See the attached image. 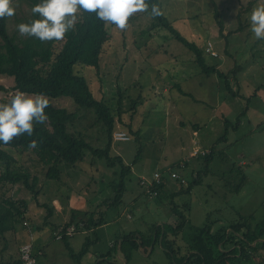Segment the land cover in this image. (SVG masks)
Returning a JSON list of instances; mask_svg holds the SVG:
<instances>
[{
    "label": "rangeland",
    "instance_id": "1",
    "mask_svg": "<svg viewBox=\"0 0 264 264\" xmlns=\"http://www.w3.org/2000/svg\"><path fill=\"white\" fill-rule=\"evenodd\" d=\"M27 1L11 0L15 13L6 17L9 33L21 36L15 26L30 16ZM160 1L164 15L182 35L199 46L211 44L218 56L204 52L206 62L218 59L222 63L218 68L229 74L231 88L250 96L247 110L241 113L246 98L227 93L215 74L206 76L200 72L193 54L180 41L166 29L152 27L153 19L146 10L132 13L125 28L109 27V52L98 70L78 65L79 74L86 77L94 96L107 101L121 120H117L118 127L130 137L111 142V155H120L123 163L131 166L124 176L121 201L96 207L100 200L113 196L109 183L119 181L117 162L107 167L104 158H93L86 152L83 160L72 166L61 164L59 181L44 177L46 168L35 153L12 149L15 165L37 176V193L21 183L2 185L1 196L24 199L27 207L24 216L0 233V260L17 258L19 247L31 242L35 264H72L68 245L79 251L87 241L85 264H94V254L105 252L112 238L133 230L149 234L156 225H174L178 217L172 211L173 204L182 207L185 202L189 204L188 222L181 234L190 235L192 226H201L207 220L216 221L217 226L239 214L264 218V128L256 129L264 122V85L255 89L264 83V39L253 38L247 19L250 9L261 0H214L225 36L218 33L211 0ZM237 64L242 67L232 73L230 70ZM12 81V77L0 75V83L7 88L0 92V102L14 93ZM177 84L202 102L183 96ZM57 104L74 108L69 98H60ZM208 105H216L217 109ZM82 113L84 116L75 123L80 130L95 123L91 111ZM238 115L240 122L233 127ZM224 118L230 125H224ZM193 123L199 125L197 135L192 132ZM101 127L92 128L87 136L94 147H103L106 142ZM194 148L200 153L191 156ZM210 149L213 156L206 161L201 151L208 153ZM154 171L165 180L157 195L147 193V187L140 183L141 178L150 181ZM171 171L185 183L171 178ZM191 182L194 184L186 191ZM71 190L86 198L87 208H95L94 218L101 217L103 223L82 226L72 236L57 239L58 227L65 225L71 214L58 223L61 214L51 201L54 197L64 198ZM127 264L170 263L160 244L153 242L145 254L134 252Z\"/></svg>",
    "mask_w": 264,
    "mask_h": 264
},
{
    "label": "trees",
    "instance_id": "2",
    "mask_svg": "<svg viewBox=\"0 0 264 264\" xmlns=\"http://www.w3.org/2000/svg\"><path fill=\"white\" fill-rule=\"evenodd\" d=\"M211 1L214 6L213 12L218 33L225 36L223 20L219 17L215 1ZM34 2L36 0L27 1L30 8ZM146 3L148 4L146 11L153 19L152 27L164 28L180 41L193 54V60L199 66L200 72L206 76L215 74L223 82L227 93L247 99L244 111L241 112L244 113L248 108L250 96L245 97L242 92L231 88L229 74L217 68L220 61L217 59L212 63L206 62L204 46H199L195 41L187 39L173 26L172 22L164 15L160 0H146ZM153 3L160 8L161 15H151L150 8ZM31 15L30 13L25 21ZM132 18L131 14L127 18L126 26ZM109 27L116 26L97 19L94 12L79 9L73 28L64 34L63 39L42 42L35 37L17 36L15 33H9L6 17H0V75L13 78L11 86L13 92L21 90L28 94L44 93L48 99V106L44 109L47 119L42 123H33L31 136L21 134L8 143H0V163L3 167L0 172V233L10 229L16 218L24 216L23 213L27 207L24 199L13 200V198L1 196L2 185L21 183L30 191L34 193L37 191L35 189L37 176L31 175L27 168L15 165L16 159L12 154V149L21 152L30 150L35 153L46 168L44 177L59 181H61L62 173L61 164L72 166L83 160L86 152H90L93 158H104L107 167L117 162L120 167L119 181H115L114 184L109 183V187L114 192L113 196L100 200L96 207L100 205L107 207L121 201L124 176L130 171L131 166L124 164L120 155L113 156L110 153L112 133L114 130L121 129L117 125V120L120 118L113 114L106 100L94 96L89 82L85 76L79 74L78 68V65H84L92 69H99L103 57L109 52ZM241 67L237 64L236 68L230 71L233 73ZM263 85L264 83L261 82L256 85L255 89ZM177 89L182 95L197 101L178 84ZM6 90L7 88L0 83V92ZM60 98H69L74 108L58 105L57 101ZM7 99L2 98L1 101ZM82 110L91 111L95 117V123L84 125L83 130H80L75 127V123L84 116ZM223 122L225 126L230 125L228 119L224 118ZM239 122L240 116L238 115L235 125L233 123L231 125L236 127ZM97 125L102 126L101 129L106 134V142L103 147H94L87 139L90 130ZM263 128L264 122L257 124L256 129ZM33 139L37 141L34 148L29 147V141ZM202 155L206 161H209L213 156V149ZM193 182L185 187L186 191H190ZM164 184L165 180L162 176L161 182L149 186L146 192L157 195ZM174 194L172 193L171 197ZM182 205L181 207L173 204L172 211L178 217L174 225L169 223L156 225L149 234L133 230L116 237L112 246L101 254L102 259L98 260L97 264H127L132 259L134 252L139 250L145 254L153 242L160 244L170 264H264V218L255 219L250 214H239L238 218L217 226H214L216 221L207 220L201 226H192L193 231L190 235L188 233L181 234L188 222L186 212L189 204L185 202ZM50 211L49 209V213ZM94 211L95 208L93 210L72 209L71 218L64 226L72 223L77 225L81 221L84 222L83 226L86 228L101 225L103 220L101 217L94 218ZM83 214L85 216L82 218ZM78 217L80 220L74 221V218ZM64 238L65 236L61 239ZM180 238L183 239V242L180 241ZM68 250L72 264H82L81 258L88 250L87 241L83 243L79 251H73L69 247ZM0 263L21 264V259L18 256L7 261L0 260Z\"/></svg>",
    "mask_w": 264,
    "mask_h": 264
},
{
    "label": "clouds",
    "instance_id": "3",
    "mask_svg": "<svg viewBox=\"0 0 264 264\" xmlns=\"http://www.w3.org/2000/svg\"><path fill=\"white\" fill-rule=\"evenodd\" d=\"M77 9L94 12L97 19L123 29L127 18L132 13L145 11L148 4L146 0H36L30 8L31 17L18 22L16 31L42 42L61 40L73 28ZM14 13L11 0H0V17L13 16ZM150 13L159 16L161 10L153 3ZM247 19L253 38L264 39V0L250 9ZM47 106L44 93L28 94L21 90L14 91L6 101L0 102V143H8L21 134L31 136L33 123L47 119L44 112ZM36 143L35 139L29 141V147H36Z\"/></svg>",
    "mask_w": 264,
    "mask_h": 264
},
{
    "label": "built area",
    "instance_id": "4",
    "mask_svg": "<svg viewBox=\"0 0 264 264\" xmlns=\"http://www.w3.org/2000/svg\"><path fill=\"white\" fill-rule=\"evenodd\" d=\"M204 49H205V53H208L212 56L217 55V53L214 52L210 43H207V45L204 46ZM129 138L130 137L128 133L122 129L114 130L112 133V139L115 141H124V140H128ZM198 152L199 151L197 150V148H194L191 151L190 155L194 156L198 154ZM204 153H207V151L202 150L201 154H204ZM169 175L171 178H179L182 183H185V181L182 178H180L176 172L171 171ZM161 180H162V174L159 173L158 171H155L153 172V176L150 181H147L146 179L141 178L140 183L144 184L147 188H149V186L160 183ZM23 224L27 225V222L24 220ZM82 226H83V222H79L77 225L75 223H72L68 226H64V225L59 226L55 236L57 239H61L63 236H72ZM32 248H33V245L31 242H25L19 247V257L21 259V264H35L36 263V258L32 254ZM0 264H3V263H0Z\"/></svg>",
    "mask_w": 264,
    "mask_h": 264
},
{
    "label": "crops",
    "instance_id": "5",
    "mask_svg": "<svg viewBox=\"0 0 264 264\" xmlns=\"http://www.w3.org/2000/svg\"><path fill=\"white\" fill-rule=\"evenodd\" d=\"M221 65H222V63L217 65V68L219 66H221ZM182 76H184V75H182ZM165 89H166V87H164V90ZM183 96H185V95H183ZM197 102H202V100L200 101V99L197 98ZM208 107L213 109V110L217 109L216 105H213V106L212 105H208ZM223 117H224V115L222 116V118ZM195 124L193 123V128L194 129H193L192 132H193L194 135H197L198 134V130H199V125L197 123H195ZM110 150H111V148H110ZM51 202H52V204H54L55 211L57 213L61 214V219L58 220V223H60L62 221H65L66 216H68V214H71V210L72 209L73 210H89L87 208L89 204L88 205L86 204L87 203L86 198L83 195H80V192H76L74 190H71L70 193L65 195V197L62 198V199H61V197L60 198L54 197ZM114 240H115V238H112V239H110L108 241V249L112 246V243L114 242ZM68 247L71 248L74 251V249L72 247H70L69 245H68ZM102 253H104V252H99V253H95L94 254V259H95V261H93L94 264H97L98 260L102 259L101 258L102 257L101 254ZM87 254H88V250L81 258V263L82 264H85V257H87L86 256ZM1 261H3V260H1ZM123 263H124V261H123Z\"/></svg>",
    "mask_w": 264,
    "mask_h": 264
}]
</instances>
